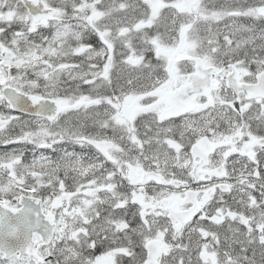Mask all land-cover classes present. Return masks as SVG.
<instances>
[{"label":"snow or ice","instance_id":"1","mask_svg":"<svg viewBox=\"0 0 264 264\" xmlns=\"http://www.w3.org/2000/svg\"><path fill=\"white\" fill-rule=\"evenodd\" d=\"M0 264H264V0H0Z\"/></svg>","mask_w":264,"mask_h":264},{"label":"water","instance_id":"2","mask_svg":"<svg viewBox=\"0 0 264 264\" xmlns=\"http://www.w3.org/2000/svg\"><path fill=\"white\" fill-rule=\"evenodd\" d=\"M24 241H25V237H24V235H21L19 240L13 239V240L8 241V243L11 244L14 247H18L21 244H23Z\"/></svg>","mask_w":264,"mask_h":264},{"label":"flooded vegetation","instance_id":"3","mask_svg":"<svg viewBox=\"0 0 264 264\" xmlns=\"http://www.w3.org/2000/svg\"><path fill=\"white\" fill-rule=\"evenodd\" d=\"M77 150H79V149H77Z\"/></svg>","mask_w":264,"mask_h":264}]
</instances>
